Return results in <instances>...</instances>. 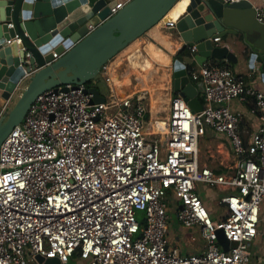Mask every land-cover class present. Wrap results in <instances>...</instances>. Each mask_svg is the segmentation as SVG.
Wrapping results in <instances>:
<instances>
[{
  "label": "built area",
  "instance_id": "1",
  "mask_svg": "<svg viewBox=\"0 0 264 264\" xmlns=\"http://www.w3.org/2000/svg\"><path fill=\"white\" fill-rule=\"evenodd\" d=\"M127 1L117 0L109 15ZM250 4L264 25V5ZM183 14L158 24L173 29ZM215 61L185 68L202 84L200 111L174 92L166 114L150 116L146 94L116 93L107 63L99 70L109 86L103 102H93L86 83L38 94L0 143V264H38L36 254L60 264L72 257L78 264H249L253 243L264 238V91L245 85L228 61ZM232 101L247 104L258 121L247 141ZM207 131L221 136L218 148L226 143L231 166L199 162ZM210 188L223 194L215 220L199 194ZM171 212L184 229H198L200 252L171 246Z\"/></svg>",
  "mask_w": 264,
  "mask_h": 264
},
{
  "label": "water",
  "instance_id": "2",
  "mask_svg": "<svg viewBox=\"0 0 264 264\" xmlns=\"http://www.w3.org/2000/svg\"><path fill=\"white\" fill-rule=\"evenodd\" d=\"M177 1L128 0L109 15L116 0H0V100L9 101L27 83L7 116L0 117V143L20 122L38 94L56 90L60 85L94 79L103 64L157 25ZM248 10L254 17L248 1L188 0L184 14L172 30L181 41L177 53L183 51L181 57L190 58V49L194 48L193 59L197 65L208 58L235 63L228 46H218L213 39L242 31L231 20L238 12L247 15ZM8 23L12 26L8 27ZM244 26L261 32L264 43V25L256 22L253 26ZM15 34L20 43L6 44L5 40ZM257 47L262 55L250 53L248 63L251 68L253 62H260L264 71V46ZM185 68L179 60L171 64L172 90L187 102L192 112L200 111L196 94L202 90V84L192 83ZM86 91L92 94L93 102L104 101L96 88L89 87ZM217 240L226 251L228 240L221 230L217 231ZM34 260L38 264H60L56 257L44 258L38 254Z\"/></svg>",
  "mask_w": 264,
  "mask_h": 264
},
{
  "label": "crops",
  "instance_id": "3",
  "mask_svg": "<svg viewBox=\"0 0 264 264\" xmlns=\"http://www.w3.org/2000/svg\"><path fill=\"white\" fill-rule=\"evenodd\" d=\"M250 2L252 4L264 5V0H250ZM231 22L235 23L237 26H241L242 31L237 30L238 32L235 35H225L224 37L219 38V41L214 42V44L218 46H228L229 50L234 54L236 58V62H229V66L235 75L242 78V81L245 85L252 86L258 90L264 91V80L260 79L262 73H264L262 64L260 62L255 63L254 71H251L248 66L249 54L252 52H256L257 55L261 56L262 53L257 46H264V43L262 42L263 35L261 34V32L247 29L244 26L245 24L253 26L256 23V21H254L251 10L247 11V15L239 12L234 14ZM172 30L173 29L163 28L159 24L150 28L146 33L129 43L130 50L124 58L125 68L121 69V66H118L113 68L110 72L113 79L112 87L116 91V93L123 94L124 96L126 94L129 95L135 92H142L146 94L145 101L148 98V101H146V103L149 107L150 116L152 117H158L162 111H165L164 114H166L168 100L170 96L174 94L172 90L171 64L174 61L173 56L177 53V50L181 45V41L176 38L174 34H172ZM153 46L164 50V53H161ZM136 53L137 57L135 58V62H133L131 61V57ZM195 54L196 51L191 53L190 58L181 57L179 58V61L183 62L186 66L195 65V67H198L197 63L193 59V56ZM116 61V63L119 64L123 60L121 61L118 59ZM212 62V58H208L204 61V63ZM166 63H169V70L167 73L168 75L166 74V78L161 81L159 80L161 72H150L147 75L146 80L145 72L151 71L152 68H160L162 64ZM128 70L130 71L129 74H127ZM121 81H123L122 84ZM26 84L27 83H25V85ZM19 90L21 92L23 90V86ZM4 104L5 102H2L0 100V107ZM230 106H232L234 110H237L241 113L240 135L243 141H247L250 137L251 132L256 128L258 121L255 116L248 112L247 108H244V106H248L247 104L241 105L235 101H232ZM163 115H160V117H162ZM182 229L185 231L184 228ZM168 237H170L171 240L174 239L177 242L179 241L175 230L173 231L168 229ZM260 239L262 240V238ZM199 241L201 240L199 239ZM253 245L254 247H256V242H254ZM171 246L175 247L180 253H197L202 250L203 244H201V247H198V245H194L192 247L190 245L185 249H180L179 247H177V243H173V245ZM258 250L260 253H264L263 248H258ZM257 257L258 253H254L251 247V262H249V264L259 263L256 261ZM252 260H254V263H252ZM71 261L75 264L76 262L78 263V260L73 259Z\"/></svg>",
  "mask_w": 264,
  "mask_h": 264
},
{
  "label": "rangeland",
  "instance_id": "4",
  "mask_svg": "<svg viewBox=\"0 0 264 264\" xmlns=\"http://www.w3.org/2000/svg\"><path fill=\"white\" fill-rule=\"evenodd\" d=\"M129 45V44H128ZM155 49L159 50L161 53H164V50H161L159 48H157L156 46H153ZM129 46L127 48H123L120 51L117 52V54L111 58L107 64H108V70L109 72H111V70L115 67L121 66L120 68L123 69L125 68V64H124V58L126 56V54L129 51ZM137 57V53L135 55H132L131 57V61L135 62V58ZM123 60L122 62H120L119 64H117L116 60ZM117 64V65H115ZM169 67V65H168ZM152 72V73H158L161 72L160 75V79L159 80H163L164 78H166V74L168 73V68H165V64H162V66L160 68H152L151 71L145 72V78L147 80V75ZM130 71L128 70L129 74ZM168 75V74H167ZM125 76V75H124ZM122 77V76H121ZM116 79V78H115ZM123 81H121L122 84ZM25 84H23L22 86L24 87ZM90 87H94L98 90V92L102 95V96H106L108 94V90H109V86L104 82L103 77H102V73L99 71L98 74L96 75V77L94 79L90 80ZM20 93V90L17 92V95L13 96L12 99L9 102L8 105V109L4 112L3 116H7L8 111L14 106L15 102L18 99V95ZM154 94V93H153ZM120 97H124L123 94H118ZM148 101V98L147 100ZM165 111H162L160 115H163ZM159 115V116H160ZM211 132L207 131L206 134L204 136H200L199 138V144H198V148H199V153H198V158H199V162L201 164H206L209 167H216V168H221L222 166H231L232 162H233V156L230 153V150L228 149V146L225 143V147L222 146L221 148H218V144L220 143V141H223L221 139L220 135H216L215 133H213V135H210ZM229 152H228V151ZM199 194L200 196H202L205 201L207 202L208 208L211 211L210 213V217L212 220H215L216 218H218V215L222 212L220 204H218V199L220 198L221 193H219L218 191H216L215 189H208L205 191H202L199 189ZM143 216V212L138 211L136 212V217L139 219ZM171 219L168 223V228L169 230H175L178 236L179 241H175L174 239H170L169 237V242L172 243L171 245L176 244L177 243V247H179L180 249H185L188 248L190 245L193 247L194 245H198V247H201V244H203V241H199V232L198 229H194V231L191 233L189 232L187 229H185V231L182 229L183 227H181L177 221H176V216L174 212H171L170 214ZM180 226V227H178ZM188 231V232H187ZM192 238H194L192 240ZM256 247H254V245H252V251L254 253H258V256L261 258V261L259 263L256 264H264V253L263 252H259L258 248L264 250V238H262V240L256 239ZM251 262V261H250ZM252 263H254V260H252ZM68 264H75L74 262L70 261Z\"/></svg>",
  "mask_w": 264,
  "mask_h": 264
},
{
  "label": "bare ground",
  "instance_id": "5",
  "mask_svg": "<svg viewBox=\"0 0 264 264\" xmlns=\"http://www.w3.org/2000/svg\"><path fill=\"white\" fill-rule=\"evenodd\" d=\"M188 3V0H178L173 6L172 8L168 11L167 13V16L168 17H178L180 16L181 14H183L185 8H186V5ZM137 39V38H136ZM129 45H127L125 48H127ZM169 63H166L165 64V68H169L168 67ZM169 70V69H168ZM165 84V83H163ZM166 88V87H165ZM148 92V91H147ZM148 96H149V93H148Z\"/></svg>",
  "mask_w": 264,
  "mask_h": 264
},
{
  "label": "trees",
  "instance_id": "6",
  "mask_svg": "<svg viewBox=\"0 0 264 264\" xmlns=\"http://www.w3.org/2000/svg\"><path fill=\"white\" fill-rule=\"evenodd\" d=\"M185 52H179V53H176L174 56H173V60H179V58H181V56L184 54ZM188 53V52H187ZM213 61H215V60H213ZM220 63H223V62H220ZM188 67V69H190L191 67H195V65H188L187 66ZM243 82V81H242ZM193 83H196L195 81H193ZM87 86L89 87L90 86V81H88L87 83ZM175 94V93H174ZM196 97H197V99L202 103V93L200 92V91H198L197 92V94H196ZM248 109V108H247ZM76 260V258H71V259H69L68 261H67V263H65V264H68L71 260ZM76 264H78L77 262H76Z\"/></svg>",
  "mask_w": 264,
  "mask_h": 264
}]
</instances>
